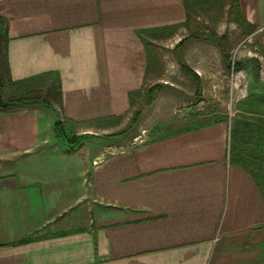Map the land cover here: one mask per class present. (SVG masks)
Instances as JSON below:
<instances>
[{"label": "crops", "instance_id": "obj_1", "mask_svg": "<svg viewBox=\"0 0 264 264\" xmlns=\"http://www.w3.org/2000/svg\"><path fill=\"white\" fill-rule=\"evenodd\" d=\"M235 3L264 56V0ZM187 4L0 0V95L45 86L60 116L0 108V264H264V141L251 131L233 150L221 120L81 162L54 151L56 123L83 134L128 114L155 74L148 45Z\"/></svg>", "mask_w": 264, "mask_h": 264}, {"label": "rangeland", "instance_id": "obj_2", "mask_svg": "<svg viewBox=\"0 0 264 264\" xmlns=\"http://www.w3.org/2000/svg\"><path fill=\"white\" fill-rule=\"evenodd\" d=\"M187 8L185 23L148 45L155 74L134 96L128 114L83 134L62 127L63 138L54 140V151H66L81 162L90 154L106 155L166 130L221 120L232 126V150L240 140V128L246 142L250 131L254 142L264 141V56L259 32L238 14L235 0H188ZM10 87L0 98L29 99L22 105H36L45 118L60 119L56 104L50 106L56 95L47 87L25 94L13 93Z\"/></svg>", "mask_w": 264, "mask_h": 264}, {"label": "trees", "instance_id": "obj_3", "mask_svg": "<svg viewBox=\"0 0 264 264\" xmlns=\"http://www.w3.org/2000/svg\"><path fill=\"white\" fill-rule=\"evenodd\" d=\"M249 27L251 28V26H249ZM4 45H5V39H4V36L2 34V24L0 23V91L4 87V83H5V80L7 77V69H6V64L4 62V49H5ZM18 99L20 100V103H19ZM18 99L16 100L15 98H13V99L6 101L5 103L0 102L1 103L0 108L6 110L10 107H16L19 105L21 106L22 105L21 101L29 100V99H25V98H18ZM23 105H25V104H23ZM55 131H56V134L58 136L62 135L59 123L55 124Z\"/></svg>", "mask_w": 264, "mask_h": 264}]
</instances>
